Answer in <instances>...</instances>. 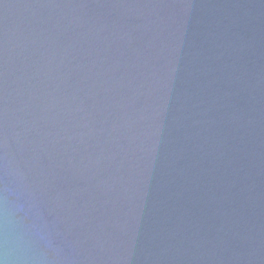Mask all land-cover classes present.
<instances>
[{"label": "water", "instance_id": "1", "mask_svg": "<svg viewBox=\"0 0 264 264\" xmlns=\"http://www.w3.org/2000/svg\"><path fill=\"white\" fill-rule=\"evenodd\" d=\"M0 264H264V0H0Z\"/></svg>", "mask_w": 264, "mask_h": 264}]
</instances>
